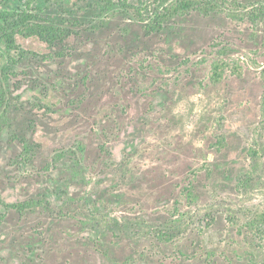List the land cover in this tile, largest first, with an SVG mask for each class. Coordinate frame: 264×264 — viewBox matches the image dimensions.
<instances>
[{
  "label": "rangeland",
  "instance_id": "rangeland-1",
  "mask_svg": "<svg viewBox=\"0 0 264 264\" xmlns=\"http://www.w3.org/2000/svg\"><path fill=\"white\" fill-rule=\"evenodd\" d=\"M82 30L64 57L22 63L5 87L0 200L44 203L0 204V264H264V229L247 226L264 211L263 26L193 13L160 33L123 17ZM17 43L53 53L38 38ZM225 47L244 74L214 84ZM22 138L35 143L28 159Z\"/></svg>",
  "mask_w": 264,
  "mask_h": 264
},
{
  "label": "trees",
  "instance_id": "trees-1",
  "mask_svg": "<svg viewBox=\"0 0 264 264\" xmlns=\"http://www.w3.org/2000/svg\"><path fill=\"white\" fill-rule=\"evenodd\" d=\"M157 2L151 11L146 1L135 5L128 0H85L86 5L80 14L64 10L62 6L58 10L52 8V5H48L50 2L47 0L43 3H37L34 0H18L12 7H2V2H0V97L4 99L0 105H5L3 104L6 96L5 87L10 86L22 63L39 58L53 60L54 56L64 57L67 43L71 39L79 38L83 28L93 29V31L101 30L106 28L116 17H123L131 22L143 21L144 28L148 33H160L167 23L193 13L204 16L227 13L229 17L237 21H249L255 26L262 25L264 28V5L262 3L250 10L242 8L235 2L233 4L231 0H157ZM18 37L38 38L45 42L53 50V53L41 56L27 51L18 45ZM229 53L230 49L226 47L220 50L210 72L212 83H221L228 72L237 77L243 76V66L238 61L227 59L230 56ZM3 121H6V112L0 116V123ZM22 141H24V158L28 159L35 153V143H30L26 138H22ZM57 155L58 158L55 159V162L61 161L66 152ZM80 166L81 163L76 165L78 168ZM79 172L76 171L75 180ZM72 179L74 180V177ZM185 190L189 195L194 193L191 185ZM59 199H63L61 194ZM43 203L40 200H30L8 205L0 200V204L4 207L17 210L20 213L40 208ZM249 213L248 228L258 231L264 229V211ZM163 237H166V234H162L160 230L157 239L161 240Z\"/></svg>",
  "mask_w": 264,
  "mask_h": 264
}]
</instances>
